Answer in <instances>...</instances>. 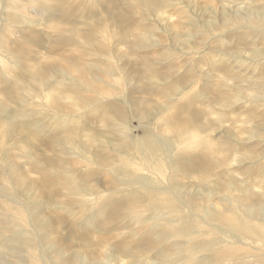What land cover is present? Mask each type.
Returning <instances> with one entry per match:
<instances>
[{"label": "rangeland", "instance_id": "rangeland-1", "mask_svg": "<svg viewBox=\"0 0 264 264\" xmlns=\"http://www.w3.org/2000/svg\"><path fill=\"white\" fill-rule=\"evenodd\" d=\"M244 213L264 0H0V264H264Z\"/></svg>", "mask_w": 264, "mask_h": 264}, {"label": "bare ground", "instance_id": "bare-ground-1", "mask_svg": "<svg viewBox=\"0 0 264 264\" xmlns=\"http://www.w3.org/2000/svg\"><path fill=\"white\" fill-rule=\"evenodd\" d=\"M4 62V61H2ZM184 207V206H183ZM186 209V207H184ZM243 217V221H240V219H236V220H232L228 225L226 226H223L221 224V214H214V215H211L210 216V219L219 224V225H222L224 228H231V227H235L234 224L237 223V227L235 228V232H237L240 237H243V238H246V239H249V240H252V241H256V235L254 233L251 232L250 230V226L251 225H254L255 227L259 228L260 232H261V236L258 238L257 241H259V243L263 244L264 245V225L260 224L259 221L258 223L255 222V219H253L252 216L248 217L246 215V213H244L242 215ZM193 241H195V238H193ZM236 241V240H235ZM238 242V241H237ZM239 243V242H238ZM234 246L238 249V251H244V252H251L250 250H248L247 247L245 246H240L238 245L237 243H234ZM258 257V258H257ZM256 258L259 260V259H262L261 257L257 256ZM263 257V256H262Z\"/></svg>", "mask_w": 264, "mask_h": 264}]
</instances>
